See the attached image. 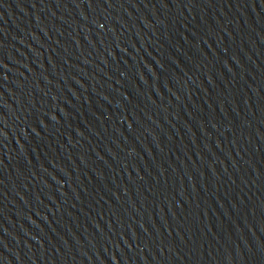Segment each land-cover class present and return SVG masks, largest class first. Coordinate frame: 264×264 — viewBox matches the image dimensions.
<instances>
[{
    "label": "water",
    "instance_id": "1",
    "mask_svg": "<svg viewBox=\"0 0 264 264\" xmlns=\"http://www.w3.org/2000/svg\"><path fill=\"white\" fill-rule=\"evenodd\" d=\"M0 264H264V0H0Z\"/></svg>",
    "mask_w": 264,
    "mask_h": 264
}]
</instances>
